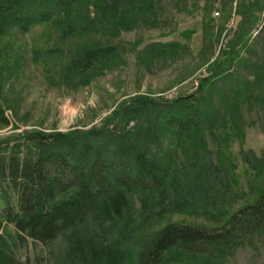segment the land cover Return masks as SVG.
Instances as JSON below:
<instances>
[{"label": "rangeland", "instance_id": "rangeland-1", "mask_svg": "<svg viewBox=\"0 0 264 264\" xmlns=\"http://www.w3.org/2000/svg\"><path fill=\"white\" fill-rule=\"evenodd\" d=\"M102 1L86 0L73 9L63 25L79 29L65 37L51 23L0 33V107L9 121L0 125V139L31 129L66 133L99 127L107 119L115 123L118 111L124 108L132 116L130 103L142 100L147 124L144 118L130 119L128 126L147 125L151 155L162 156L177 176L181 167L205 170L213 162L214 176L193 184L192 192L172 175L162 192L124 194L123 220L103 241L117 253V264H138L141 251L164 226H223L264 184V9L247 46L235 47L231 70L201 82L203 126L170 141L163 102L196 92L212 63L222 60L239 20L237 0H155L140 20L124 28L123 22L118 32L81 29ZM82 47L103 50L96 69L81 75L83 82L80 76L64 78L71 54ZM65 251L62 240L49 248L29 241L17 258L24 264H86L78 252L70 260ZM176 264H264V228L223 256L186 257Z\"/></svg>", "mask_w": 264, "mask_h": 264}, {"label": "trees", "instance_id": "trees-1", "mask_svg": "<svg viewBox=\"0 0 264 264\" xmlns=\"http://www.w3.org/2000/svg\"><path fill=\"white\" fill-rule=\"evenodd\" d=\"M85 1L0 0V33L12 27L25 32L35 25L51 23L59 28L61 37L73 34L78 26H65L63 21ZM154 2H96L95 17H88L81 29L118 32L123 22L124 28L129 21L140 20ZM235 8L239 20L231 31L228 50L221 52L222 60L217 58L212 63L213 71L200 80L196 92L163 102V127L168 130L170 141L203 126L201 82L212 74L231 70L235 47L247 46L248 34L264 6L261 0H237ZM102 52L98 47H82L73 52L64 78L91 73ZM65 81L68 84L69 80ZM145 103L135 100L130 103L132 116L123 112V108L116 114L117 122L107 119L105 124L85 131L61 133L31 129L0 139V264H24L17 258V250L29 241L49 248L56 240L64 242V254L70 260L78 252L86 264H96L106 258L108 264H113L117 253L104 246L103 238L115 230L119 218L123 220L120 209L124 206V194L149 196L154 191L162 192L165 181L172 175L177 176V169L172 172L162 164V156L151 155L147 125L128 126L130 119L137 123L144 118L147 124ZM8 124L0 107V125ZM213 170L216 167L211 161L205 170L181 167L177 178H182L185 189L192 192L197 183L214 176ZM263 228L264 184L257 197L238 206L223 226L207 228L177 223L164 226L141 251L138 264H176L186 257L223 256L258 235Z\"/></svg>", "mask_w": 264, "mask_h": 264}]
</instances>
